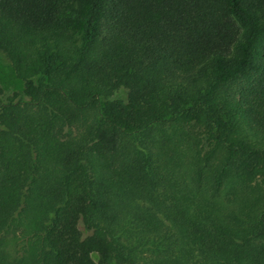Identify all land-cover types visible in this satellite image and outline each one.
<instances>
[{"label":"trees","instance_id":"obj_1","mask_svg":"<svg viewBox=\"0 0 264 264\" xmlns=\"http://www.w3.org/2000/svg\"><path fill=\"white\" fill-rule=\"evenodd\" d=\"M0 52V264H264V0H0Z\"/></svg>","mask_w":264,"mask_h":264},{"label":"rangeland","instance_id":"obj_2","mask_svg":"<svg viewBox=\"0 0 264 264\" xmlns=\"http://www.w3.org/2000/svg\"><path fill=\"white\" fill-rule=\"evenodd\" d=\"M0 87L4 97H13L15 94H20L22 91V83L14 75L9 63L4 55L0 52ZM80 230L84 231L79 225Z\"/></svg>","mask_w":264,"mask_h":264}]
</instances>
